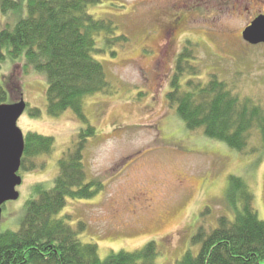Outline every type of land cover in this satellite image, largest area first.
I'll use <instances>...</instances> for the list:
<instances>
[{"label":"rangeland","instance_id":"1","mask_svg":"<svg viewBox=\"0 0 264 264\" xmlns=\"http://www.w3.org/2000/svg\"><path fill=\"white\" fill-rule=\"evenodd\" d=\"M17 1L18 14L0 11V29L2 22L13 24L26 15V0ZM263 2L100 0L89 6L92 17L114 24L109 39L126 40L105 43L96 37L102 52L94 56L104 66L108 88L84 98V121L71 109L49 115L44 76L29 67L25 71L24 57L4 61L0 81L6 91L9 85L8 103L19 100V85L27 104L17 126L24 135L52 137L53 148L32 159V170L20 168L19 197L2 206L0 232L19 229L34 184L50 187L58 160L75 151L78 141L85 181H96L91 185L96 191L87 199H67L57 217L68 219L82 242L96 244L102 260L112 252L140 250L149 241L158 249L154 264H176L188 249L197 253L192 237L198 229L209 233L219 217H233L226 198L230 176L245 181L264 221V149L258 132L251 131L243 151L233 150L202 129L188 130L166 96L188 40L194 72L183 75L182 90L190 78L205 84L214 75L233 94L264 107V44L241 35L264 10ZM32 108L40 115L31 116ZM89 126L93 136L84 144L83 130Z\"/></svg>","mask_w":264,"mask_h":264},{"label":"trees","instance_id":"2","mask_svg":"<svg viewBox=\"0 0 264 264\" xmlns=\"http://www.w3.org/2000/svg\"><path fill=\"white\" fill-rule=\"evenodd\" d=\"M99 2L26 0L23 18L14 23L5 20L13 24L2 22L0 68L8 59L24 57L25 71L29 67L42 74L47 83L49 115L71 109L84 121V98L108 88L104 66L94 56L102 52L97 48L96 37L105 43L124 42L126 38L109 39L114 24L88 13V7ZM0 11L4 16L18 14L20 4L17 0H0ZM186 44L176 59L172 89L166 95L169 106L175 107L188 130L202 129L207 138L233 150L243 151L255 129L264 149V107L233 94L214 75L205 84L193 83L190 78L182 90L183 75L194 72L188 62L192 58L188 50L191 42L187 40ZM16 90L20 99L19 85ZM9 91L0 81V104L12 100ZM29 113L39 116L40 110L32 108ZM91 128L83 130V142L93 136ZM78 143L75 151L64 152L58 160L59 173L50 187L34 184L32 195L24 204L19 229L0 232V264H154L158 255L154 241L133 252H112L102 260L96 244L82 242L68 219L57 217L67 199H87L96 191L91 188L92 184L97 185L96 181H85L80 152L83 144ZM52 148V137L27 133L20 168L32 170V159L49 154ZM226 198L233 217H219L217 227L209 233L199 228L192 237V243L199 245L197 253L188 249L176 264H264V221L259 219L253 194L242 178L230 176Z\"/></svg>","mask_w":264,"mask_h":264},{"label":"water","instance_id":"3","mask_svg":"<svg viewBox=\"0 0 264 264\" xmlns=\"http://www.w3.org/2000/svg\"><path fill=\"white\" fill-rule=\"evenodd\" d=\"M244 40L252 44H264V15L256 17L242 31ZM26 108L24 100L0 104V222L2 205L16 200V186L21 178L17 175L24 150V136L17 121Z\"/></svg>","mask_w":264,"mask_h":264},{"label":"flooded vegetation","instance_id":"4","mask_svg":"<svg viewBox=\"0 0 264 264\" xmlns=\"http://www.w3.org/2000/svg\"><path fill=\"white\" fill-rule=\"evenodd\" d=\"M263 6H264V2H263ZM259 15H264V10L263 11H257V13L256 14H254V16L251 18V20L249 21V23L247 24V25H249L250 23H251V21L253 20V19H255L257 16H259ZM246 25V26H247Z\"/></svg>","mask_w":264,"mask_h":264},{"label":"bare ground","instance_id":"5","mask_svg":"<svg viewBox=\"0 0 264 264\" xmlns=\"http://www.w3.org/2000/svg\"><path fill=\"white\" fill-rule=\"evenodd\" d=\"M1 223V222H0Z\"/></svg>","mask_w":264,"mask_h":264}]
</instances>
